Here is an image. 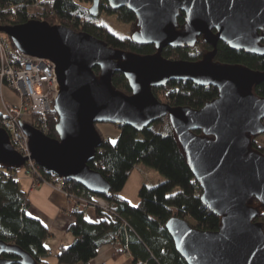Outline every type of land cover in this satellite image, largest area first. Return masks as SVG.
I'll return each instance as SVG.
<instances>
[{
	"label": "water",
	"instance_id": "obj_1",
	"mask_svg": "<svg viewBox=\"0 0 264 264\" xmlns=\"http://www.w3.org/2000/svg\"><path fill=\"white\" fill-rule=\"evenodd\" d=\"M100 2L93 0L91 16L101 14ZM107 2L112 10L128 7L137 15L133 41L155 45L158 51L143 55L112 48L95 35L39 19L0 25L17 50L56 64L60 86L53 106L59 116L58 138L22 123L31 139V159L44 171L108 195V179L89 165L103 143L97 124L131 125L140 132L168 116L202 185L204 204L221 217L219 230L210 231L178 215L171 217L166 230L176 250L188 264H264V226L255 220L264 207V153L252 146V139L264 134V97L255 92L264 71L215 61L219 41L264 56V0ZM182 13L185 23L180 27ZM201 36L213 49L199 61L162 54L169 46L194 47ZM117 72L129 80L132 93L114 86ZM171 80L215 86L219 94L200 109L171 106L159 101L153 90ZM27 160L0 128V167L19 169ZM255 198L259 205L253 204ZM6 254L17 257H3ZM0 264L36 261L0 239Z\"/></svg>",
	"mask_w": 264,
	"mask_h": 264
},
{
	"label": "trees",
	"instance_id": "obj_2",
	"mask_svg": "<svg viewBox=\"0 0 264 264\" xmlns=\"http://www.w3.org/2000/svg\"><path fill=\"white\" fill-rule=\"evenodd\" d=\"M93 0H47L41 3L35 20H44L53 25H64L78 32H87L107 42L112 48L131 51L143 55L158 51L155 45L135 43L130 36L119 37L101 22L100 16H91L90 6ZM36 0H0V25L26 23L30 20L29 12ZM101 14L115 15L123 23L132 26V33L138 28L137 15L128 7L112 10L107 0L100 2ZM185 23V14L178 17V24ZM131 33V34H132ZM264 45V39H263ZM14 44V43H13ZM194 47L174 48L169 46L162 52L164 57L199 61L213 46L201 36ZM215 61L228 64H242L254 70L264 71V56L232 49L225 42H218ZM95 71L100 73L99 68ZM114 86L132 93L130 82L123 73L117 72L113 77ZM159 101L171 106H189L200 109L215 100L219 94L218 87L199 86L193 81L171 80L165 86L153 88ZM257 95L264 97V81L255 88ZM50 129L47 135L58 138L56 124L59 121L55 109L48 113ZM120 127L117 141L103 136V143L98 149L95 160L89 162L92 169L100 170L110 183V193L103 195L113 204L117 215L97 208L99 222L88 221L84 212L74 213L70 231L75 240L69 247L61 250L56 261H48L49 251L45 242L50 237V230L38 217L27 215L30 206L28 193L23 191L16 178L18 169L0 167V239L17 245L35 259L36 264H88L97 256L102 245L123 243L133 257L134 264H188L176 250L175 242L166 230L167 221L173 216L184 219L193 218L197 227L205 230H219L221 217L207 207L202 200V185L193 174L176 132L168 116L161 117L150 126L138 132L131 125ZM99 128V127H98ZM100 130V129H99ZM101 132V131H100ZM202 133L201 131H197ZM252 139V146L264 153L258 146L259 139ZM144 163L155 168L166 179L158 184H143L139 191V202L131 204L121 195L135 166ZM47 179L55 175L40 168ZM70 190H86L81 184L67 180ZM253 204L259 205L255 198ZM264 226V207L255 218ZM3 257L16 258L12 254Z\"/></svg>",
	"mask_w": 264,
	"mask_h": 264
},
{
	"label": "built area",
	"instance_id": "obj_3",
	"mask_svg": "<svg viewBox=\"0 0 264 264\" xmlns=\"http://www.w3.org/2000/svg\"><path fill=\"white\" fill-rule=\"evenodd\" d=\"M47 0H36L34 7L41 6ZM38 15L29 12V18L35 19ZM56 64L44 57H36L17 50L7 34L0 32V128L5 129L16 151L27 157L26 172L33 182V187L41 182H46L55 190L65 193L69 199V211L71 213L84 212L90 209H102L103 211L117 215L111 203L90 190L78 188V192L70 190L68 181L58 176L47 179L41 174L40 166L31 159L29 135L22 127L27 123L42 132L50 129L47 117L54 106V101L59 93ZM6 87L16 92L19 103L14 104L4 97ZM118 248L131 255L123 243L117 242Z\"/></svg>",
	"mask_w": 264,
	"mask_h": 264
},
{
	"label": "crops",
	"instance_id": "obj_4",
	"mask_svg": "<svg viewBox=\"0 0 264 264\" xmlns=\"http://www.w3.org/2000/svg\"><path fill=\"white\" fill-rule=\"evenodd\" d=\"M118 128L120 132V127ZM119 132L117 133L118 137ZM142 171L148 173V178L141 174ZM153 175L154 172L150 169L140 168L139 165H136L123 186L121 195L129 200L132 205L137 204L140 200L139 191L133 195L134 191L140 190L148 179L151 181L153 177H150ZM16 178L22 190L28 193L30 206L27 209V215L38 217L50 230V237L46 240L45 247L49 251L48 261L54 263L61 250L69 247L75 240V234L70 231L75 215L69 211V199L64 192L55 190L46 182H41L33 187V182L26 169L22 174L17 171ZM127 187L131 191H128ZM86 217L90 222H99L101 219L96 209H90L86 213ZM88 264H134V262L133 257L119 249L118 245L105 244L99 248L97 256Z\"/></svg>",
	"mask_w": 264,
	"mask_h": 264
},
{
	"label": "rangeland",
	"instance_id": "obj_5",
	"mask_svg": "<svg viewBox=\"0 0 264 264\" xmlns=\"http://www.w3.org/2000/svg\"><path fill=\"white\" fill-rule=\"evenodd\" d=\"M91 7V6H90ZM43 7L41 6H37V7H32L30 10V13H35V14H39V10H41ZM101 18V22L105 23L110 30L117 34L119 37H125V36H130L132 33V26L129 23H123L121 21L118 20L117 16L113 15H107L105 13L100 14L99 15ZM4 97L7 98V100H10L11 102H13L14 104H18L19 100L17 97V94L15 91H13L12 89L6 87V89L4 90ZM0 107H1V100H0ZM101 133L103 134V136H105L107 139L110 138L112 141H117V133L119 132V128L117 126V124H112V123H98L97 124ZM257 139H259L258 141V146H261L264 148V134L260 135V137H258ZM140 168L145 167L147 169H150V171L154 172L153 176H149L150 178L153 177V179L150 181L148 179V181H146V184L149 185H154V184H158L160 182H163L166 177L163 176L158 170H156L155 168H151L149 166H146L144 163H140L138 164ZM25 166H23L22 168L18 169L19 173H23V171H25ZM138 170V169H136ZM141 174H143L144 177L148 178V173L147 172H141ZM128 191H131V189H129V187H127ZM138 191L140 190H136L134 191L133 195L137 194ZM139 196V193H138ZM111 203V202H110ZM111 205L113 206V204L111 203ZM188 219L190 220V222L193 225H197V222L193 219L188 217Z\"/></svg>",
	"mask_w": 264,
	"mask_h": 264
}]
</instances>
